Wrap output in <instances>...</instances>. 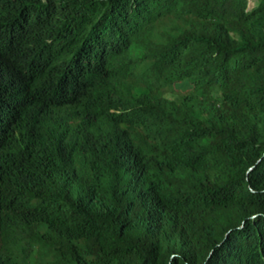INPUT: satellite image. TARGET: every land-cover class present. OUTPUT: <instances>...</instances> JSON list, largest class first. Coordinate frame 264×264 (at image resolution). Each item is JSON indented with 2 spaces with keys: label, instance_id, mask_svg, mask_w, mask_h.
Listing matches in <instances>:
<instances>
[{
  "label": "trees",
  "instance_id": "obj_1",
  "mask_svg": "<svg viewBox=\"0 0 264 264\" xmlns=\"http://www.w3.org/2000/svg\"><path fill=\"white\" fill-rule=\"evenodd\" d=\"M248 2L0 0V264H264Z\"/></svg>",
  "mask_w": 264,
  "mask_h": 264
},
{
  "label": "rangeland",
  "instance_id": "obj_2",
  "mask_svg": "<svg viewBox=\"0 0 264 264\" xmlns=\"http://www.w3.org/2000/svg\"><path fill=\"white\" fill-rule=\"evenodd\" d=\"M255 4H256V0H249L248 2L249 8H252ZM176 88L179 91H185L186 89H188V86L186 84H181V85H177Z\"/></svg>",
  "mask_w": 264,
  "mask_h": 264
}]
</instances>
